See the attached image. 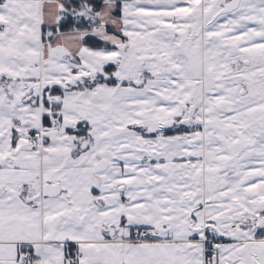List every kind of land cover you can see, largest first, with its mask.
<instances>
[{"label": "snow or ice", "instance_id": "obj_1", "mask_svg": "<svg viewBox=\"0 0 264 264\" xmlns=\"http://www.w3.org/2000/svg\"><path fill=\"white\" fill-rule=\"evenodd\" d=\"M0 264H264V0H0Z\"/></svg>", "mask_w": 264, "mask_h": 264}]
</instances>
